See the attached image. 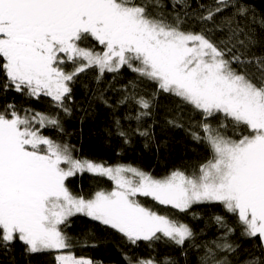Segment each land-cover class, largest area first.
Returning <instances> with one entry per match:
<instances>
[{"label":"snow or ice","instance_id":"6c2138e0","mask_svg":"<svg viewBox=\"0 0 264 264\" xmlns=\"http://www.w3.org/2000/svg\"><path fill=\"white\" fill-rule=\"evenodd\" d=\"M168 2L170 10L165 0H0V93L50 99L48 112L0 104V255L20 244L26 256L49 257L46 264H98L77 255L64 230L77 215L133 246L161 238L183 246L196 233L175 213L204 204L222 206L225 214L212 217L221 235L203 245L200 264H264V52L255 51L264 48L255 31L264 29V15L257 20L241 0H216L214 9ZM228 8L241 19L251 13V22L241 27L225 18L218 24L215 17ZM223 30L228 39L217 42L213 34ZM124 68L135 79L120 89L125 94L118 105L134 102L138 122L152 116L162 93L200 114L192 136L211 155L197 169L156 177L131 165L78 158L73 146L43 134L64 131L60 113L70 114L73 85L82 75L96 70L99 84L105 73L115 80ZM145 82L153 91H144ZM99 98L108 104L102 93ZM115 123L127 143L128 133ZM136 132L153 135L151 128ZM84 172L113 187L74 193L66 181ZM140 196L174 211L161 214ZM237 229L259 240V255H238L240 245L230 242ZM124 258L125 264H177L152 253Z\"/></svg>","mask_w":264,"mask_h":264},{"label":"trees","instance_id":"16d2710c","mask_svg":"<svg viewBox=\"0 0 264 264\" xmlns=\"http://www.w3.org/2000/svg\"><path fill=\"white\" fill-rule=\"evenodd\" d=\"M165 2L170 10L171 3L168 0ZM231 2L235 3V0ZM241 2L255 10L257 20L264 15V0H241ZM188 3L191 4L192 9L200 6L214 9L218 6L216 0H188ZM235 12V8L224 9L215 19L218 24L225 18L239 20L241 27L251 22V13L246 19H241L235 16ZM205 14L198 13V15ZM194 22V20L190 21V23ZM208 27L211 28L213 25L209 24ZM196 30L198 31L199 28L197 27ZM255 31L259 36L264 37V29L259 25ZM213 35L217 42L226 41L229 32L215 31ZM255 51L260 54L264 52V48H257ZM95 75L96 70H92L82 75L73 85V97L68 102L70 114L60 113L64 131L57 133L54 129L47 128L42 130L44 135L60 139L73 146L76 149L74 155L78 158L104 162L107 165H131L156 177L164 176L177 168L191 173L210 157L211 152L207 145L193 139L192 133L199 131L197 126L201 116L190 105L162 93L157 98V106L153 109L152 116L144 117L138 122L135 117L140 109L134 102L118 105V101L125 94L120 89L129 80L135 79V74L124 68L114 80L115 74L105 73L99 84L94 78ZM141 87L146 92L153 91L147 82ZM93 93H96L95 98ZM101 93L108 104L99 98ZM89 100H91L90 106ZM11 103L35 109L37 112L50 111V99L47 97L28 99L14 91L0 93V104ZM85 108L87 111L83 110ZM117 119L120 121L119 130L128 133L127 143L118 134L115 123ZM169 120L174 123H167ZM212 123L215 124L216 121ZM138 126L141 131L151 128L153 135L148 138L139 135L136 132ZM200 135L203 133L201 132ZM66 183L74 193L80 192L81 189L87 192L97 187L106 190H111L113 187L112 182L107 178H97L87 172L70 177ZM137 199L144 206L161 214H172L174 211L165 210L151 197L140 196ZM193 214H196L195 217ZM224 214L222 206L204 204L193 205L187 213H175L178 219L189 224L196 233L195 238L186 241L183 246L175 245L165 238L154 242L138 241L137 245L133 246L114 230L107 229L98 222H91L89 218L81 215L71 218L64 230L73 237L76 254L90 257L98 264H125V254L133 253L136 255L152 253L160 258L170 257L177 264H200V259L204 256L203 245L221 235L212 217ZM227 219L232 227H237L232 214H227ZM230 242L240 245L241 251L238 254L240 257H246L253 252L259 255L257 247L259 240L241 237L239 229L232 235ZM49 259L43 255L26 256L22 246L17 244L11 252L0 255V264H46Z\"/></svg>","mask_w":264,"mask_h":264}]
</instances>
